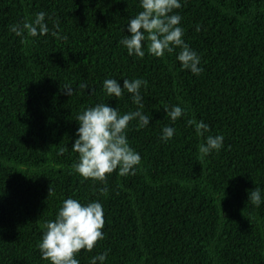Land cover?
<instances>
[{
    "label": "trees",
    "instance_id": "obj_1",
    "mask_svg": "<svg viewBox=\"0 0 264 264\" xmlns=\"http://www.w3.org/2000/svg\"><path fill=\"white\" fill-rule=\"evenodd\" d=\"M141 10L139 0H0V264H50L38 244L68 197L104 208L105 239L81 250L80 264L104 252L106 264H264V204L249 200L255 187L264 196V0H184L177 11L199 76L179 50L158 58L146 44L144 58L128 55L119 41ZM40 11L67 41L10 31ZM106 78L147 80L152 119L129 126L136 174L112 173L102 195L104 184L75 172L71 148L85 108L136 109L126 91L107 96ZM176 104L186 114L173 124L164 108ZM188 120L224 135V148L200 153L205 138ZM165 125L176 129L166 143Z\"/></svg>",
    "mask_w": 264,
    "mask_h": 264
},
{
    "label": "clouds",
    "instance_id": "obj_2",
    "mask_svg": "<svg viewBox=\"0 0 264 264\" xmlns=\"http://www.w3.org/2000/svg\"><path fill=\"white\" fill-rule=\"evenodd\" d=\"M184 0H139L142 9L137 15L130 18L127 31L119 44L126 48L129 56L145 57L147 52L155 57L165 54L178 53L176 59L183 69L199 76L203 71L201 57L184 39V28L181 26L183 17L177 11L183 7ZM51 20L48 13L40 11L33 19L23 20L10 25V31L17 37L32 38L51 36L67 41V36L59 33L60 24L54 22L52 29L47 23ZM199 26L197 31H199ZM120 80L106 78L103 81V91L108 97L116 100L123 98L125 91L130 94L134 111L121 113L117 107L100 102L85 108L76 117L79 125L77 139L72 145V151L78 154L74 170L84 180L93 183L100 182L104 187L99 189L102 195L108 193L106 181L109 175L118 170L120 176L135 175L141 163V155L130 146L128 131L130 123L135 121L138 129L147 128L152 119L145 109V97L142 89H147L148 82L142 78ZM88 88L86 84L80 85ZM70 96L73 89L65 88ZM166 117L174 124L185 116L186 110L180 105L165 106ZM190 126L195 127L197 135L205 138V143L199 146L204 156L219 152L224 148L225 137L222 134L212 135L211 127L203 120L196 122L188 120ZM176 129L165 125L162 128L161 140L168 142L174 137ZM51 188L49 190V194ZM249 200L255 207L264 204V196L259 187L250 192ZM105 225L104 208L99 200L82 203L80 199L68 197L62 201L54 219L45 223V231L38 244L41 256L50 264H80L77 258L84 250L92 252L99 241L105 239L103 231ZM108 253H100L90 257V264H106Z\"/></svg>",
    "mask_w": 264,
    "mask_h": 264
}]
</instances>
